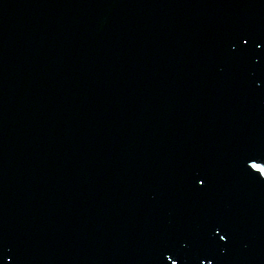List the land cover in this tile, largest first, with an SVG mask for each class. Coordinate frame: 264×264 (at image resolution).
I'll use <instances>...</instances> for the list:
<instances>
[{
  "label": "water",
  "instance_id": "water-1",
  "mask_svg": "<svg viewBox=\"0 0 264 264\" xmlns=\"http://www.w3.org/2000/svg\"><path fill=\"white\" fill-rule=\"evenodd\" d=\"M0 264H264V0H0Z\"/></svg>",
  "mask_w": 264,
  "mask_h": 264
}]
</instances>
